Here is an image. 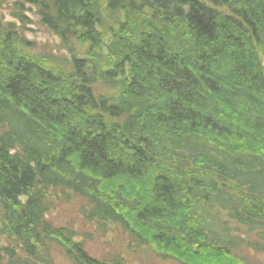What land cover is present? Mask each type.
Wrapping results in <instances>:
<instances>
[{
	"label": "trees",
	"instance_id": "16d2710c",
	"mask_svg": "<svg viewBox=\"0 0 264 264\" xmlns=\"http://www.w3.org/2000/svg\"><path fill=\"white\" fill-rule=\"evenodd\" d=\"M25 2L69 57L31 55L0 19V212L25 255L4 248L10 263L54 264L55 246L71 264H124L43 221L51 190L162 259L264 252L219 227L224 212L264 232V0H51L54 16Z\"/></svg>",
	"mask_w": 264,
	"mask_h": 264
},
{
	"label": "rangeland",
	"instance_id": "374dc122",
	"mask_svg": "<svg viewBox=\"0 0 264 264\" xmlns=\"http://www.w3.org/2000/svg\"><path fill=\"white\" fill-rule=\"evenodd\" d=\"M48 7L50 13L55 15L54 3L51 0H41ZM43 8L41 5H32L25 0H0V19L5 26H14L21 37L31 46L28 52L36 56H52L61 61L68 59L61 40L43 22ZM56 65L61 67L60 62ZM96 95L112 96L114 91L106 86H98ZM25 201V198L22 199ZM47 204L49 211L44 222L53 228H67L75 233V242L82 244L84 250L92 258L111 263L120 259L124 264H181L173 259H162L158 253L145 246H140L131 236L119 226L112 223H99L89 219L91 205L83 198L60 190H51L48 194ZM220 231H228L229 237L234 241L243 239L247 244H259L264 248V232L250 233L249 230L222 213L220 218ZM4 248L14 249L17 257L24 259L25 255L16 245L13 236H9L2 225L0 212V264H11L10 258L3 251ZM249 264H264V252L242 246L236 250ZM54 264H71L63 252L52 247L50 253ZM32 264V263H28Z\"/></svg>",
	"mask_w": 264,
	"mask_h": 264
}]
</instances>
